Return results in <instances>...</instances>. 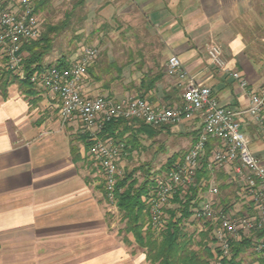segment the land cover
<instances>
[{"label":"crops","instance_id":"obj_1","mask_svg":"<svg viewBox=\"0 0 264 264\" xmlns=\"http://www.w3.org/2000/svg\"><path fill=\"white\" fill-rule=\"evenodd\" d=\"M84 6L100 25H115L113 40L134 42L122 68L133 74L119 79L104 73L121 70L115 63L122 56L118 45L110 65L99 61L91 67V77L85 78L90 96L119 99L124 95L119 84L140 86L145 77L158 75L155 88L142 97L180 105L182 88L165 70L168 59L178 55L222 105L247 108L249 97L239 80L210 63L207 48L212 43L220 45L229 67L241 72L251 88L264 84V0H85ZM52 52L44 65L56 62V54L50 61ZM143 56L147 59L141 62ZM59 106L54 95L34 84L14 83L6 96L0 91V264H158L148 261L146 248L104 192L99 168L87 161L88 132L77 119L61 121ZM201 125L197 117L151 136V130L134 124L125 138L134 132L133 143L142 149L156 146L159 154L169 148L168 160L174 162L192 146ZM245 129L252 151L264 163V132L249 121ZM115 139L127 140L121 135ZM171 141L177 144L167 147ZM135 154L138 148H125L122 173L129 162L145 160ZM225 177L230 183L233 173L226 169ZM228 197L219 196L222 205Z\"/></svg>","mask_w":264,"mask_h":264},{"label":"built area","instance_id":"obj_2","mask_svg":"<svg viewBox=\"0 0 264 264\" xmlns=\"http://www.w3.org/2000/svg\"><path fill=\"white\" fill-rule=\"evenodd\" d=\"M36 1L0 0V58L20 80L29 79L58 99L61 121L77 119L81 122L91 142L87 155L99 168L110 203L117 204L116 184L122 175L119 163L126 143L103 134L108 123L126 119L161 127L200 117L202 125L192 146L183 157L155 176L153 185L143 196L148 224L158 234L167 229L170 203L176 195L183 199L189 194L204 167L207 142L216 139L219 144L206 161L210 177L201 181L200 199L191 219L202 224L200 232L203 228L208 230L216 253L215 264L231 259L233 243L254 232L262 234L255 240L248 254L251 256H247L249 260L244 258L241 264H264V163L252 151V138L245 129L249 121L264 132V88L260 91L251 88L241 72L229 67L222 48L216 43L207 48L210 63L239 80L249 97L247 108L232 109L222 105L211 87L201 85L190 75L178 55H172L166 67V72L176 77L182 88V103L175 106L154 104L138 95L119 99L88 95L85 76L100 54L96 46L84 48L82 55L68 65L51 63L27 77L23 68V46L41 37V12L36 9ZM224 168L233 173L230 183L238 185L235 199L227 205L229 210L219 200L217 173ZM238 202L242 208L236 210Z\"/></svg>","mask_w":264,"mask_h":264},{"label":"trees","instance_id":"obj_3","mask_svg":"<svg viewBox=\"0 0 264 264\" xmlns=\"http://www.w3.org/2000/svg\"><path fill=\"white\" fill-rule=\"evenodd\" d=\"M52 0H37L36 9L41 11L47 9ZM85 0H78L77 4L84 6ZM66 25H63L62 29ZM59 29V26H46L41 31L40 39L31 41L24 44L23 51L27 53L23 61V68L27 77L36 69L46 67L44 65L45 57L53 50V33ZM59 66H65L69 64L67 56L61 57L57 62ZM93 64V63H92ZM91 64V65H92ZM89 69V68H88ZM160 76H147L145 77L139 86V91L143 93L148 92L155 88ZM19 83L21 86H30L32 83L29 79L20 80L13 71L0 67V91L6 96L9 87L14 83ZM134 124L138 125L139 129L151 130V136L157 134L159 129L166 128L167 126L152 127L143 121L134 120L129 121L126 119H117L105 126L104 134L106 136L113 135L114 138H118L121 135L123 140H126V149L135 150L138 145L133 143V139L137 138L134 132H131L129 136L125 138L127 132H129ZM123 128L119 131V128ZM219 144L216 139H209L206 145V158L204 161V167L199 171L194 185L189 189L183 199L176 195L173 199L174 207L172 210H168L169 223L167 229L156 235L153 231H147L145 234L142 232L145 219L148 217L146 206L143 201V196L149 191L150 187L154 183L155 176L150 174V169L145 167H134L130 171L125 172L119 176L116 184V199L119 212L123 215V218L127 223V230L134 233L138 244L146 248L148 261L158 264H215L216 253L213 250V245L209 240L208 230L202 231L199 237L194 238L193 233L186 231L185 221L192 218L193 208L198 203L199 190L201 181L210 177V172L206 167L207 158L210 156L215 146ZM185 155V154H184ZM183 155V156H184ZM172 162L168 160L166 169ZM146 170L145 180L139 181L136 173ZM163 170H160L161 173ZM221 175V176H220ZM221 177V178H220ZM217 178L220 186V197L229 196L225 198V209L229 210L227 206L232 201V197L235 195V191L232 190V184L228 183L227 177L223 171L217 173ZM220 178V179H219ZM228 183V184H227ZM104 192L105 184L102 181ZM230 190V192H227ZM226 192V193H225ZM262 233L254 232L251 235L244 236L240 241L233 243L232 257L223 262V264H241L242 260L246 258L251 251L255 240L260 237Z\"/></svg>","mask_w":264,"mask_h":264},{"label":"rangeland","instance_id":"obj_4","mask_svg":"<svg viewBox=\"0 0 264 264\" xmlns=\"http://www.w3.org/2000/svg\"><path fill=\"white\" fill-rule=\"evenodd\" d=\"M77 2L78 0H52L50 4L48 5L47 9L40 11L41 12L40 21H41V24H42L41 26L43 27V29H45L47 25L51 27L55 25L59 26V29L55 33H53V36H52L53 41H54L53 42L54 46H53V50H52L53 52L51 56L53 54H56V56H58L57 57L58 60L63 56H67L69 61H74L76 60V58L82 55L84 48L88 46L98 47L100 49V54L97 57V59L93 62V64L90 66V68L88 69L86 73L85 78L88 79V76L91 77V73H90L91 67L93 68L95 66V63L99 61H101L102 66H105L107 63H109L110 65L111 62L109 60H111L110 59L111 51H113V49L116 50L117 47L120 46L121 48H123L121 52L122 56L118 57L115 63L117 65H121L120 66L121 70L119 72L114 69L113 71L107 70V71H104V73L106 72L105 74L108 76H110V73L113 76L118 75L119 79H121L122 77H128V76L130 77L131 74L133 73L125 72L124 69L122 68L125 67L124 64H126L128 60L130 59V57H128L127 55V52H128L127 47L129 44L133 45L134 42L132 40L131 41L124 40V42H121V41L116 42L115 40H113L111 37V34L112 32H114L113 27L115 25L113 26L111 24L100 25V22L97 23V19L94 16H89L87 14L86 7L77 4ZM63 25H66L64 29H62ZM42 27H41V31H43ZM122 33L125 34L126 31L124 30L122 31ZM124 38H126V36ZM130 49L132 50V53H133L134 49L133 48H130ZM51 58L55 59L56 57L55 55L50 57V61H52ZM57 59H56V62L58 61ZM146 59H147V56H143L141 59V62L142 61L144 62ZM56 62H51V63H56ZM0 67L6 68L5 60L2 58H0ZM165 70H166V67H165ZM128 85L129 84H124V85L119 84L118 85V89L121 91L120 94L122 93L124 94V95L122 94L123 96L121 98L127 97V96H135V95L142 97L146 94V93H143V95L141 94V92L139 91V85L136 86L133 84L132 87H128ZM263 88H264V84H262L260 88L257 90L260 91ZM174 144H177V143H175V141L168 142L167 147L174 146ZM155 147L156 146H152V147L146 146L145 149H142V147H138L139 155L135 154V156H137L140 159L142 158L145 160H140L139 162H135L134 160V162H129L128 164L130 165L122 169L123 170L122 175L125 172L130 171L132 168L138 167V166L145 167V168L149 167L150 174L152 176L158 175L160 170H165L164 167H166L167 161L169 157L171 156V151L169 152V148L167 149V152L161 149V152L159 154L157 152L155 153L154 151ZM87 151L85 155L87 161L91 162V164L95 166V169L98 170V166L89 159L87 155ZM182 152L183 151L179 152L180 155L182 154ZM224 169H222L221 171L225 173L226 169L228 168H224ZM145 173H146V170H141L136 173V176L138 177L140 182L145 180ZM100 184L103 186L102 182ZM231 189L235 191V195H236V190L238 189V185L236 183H233ZM227 192H230V190H228ZM235 195L232 197V200L235 199ZM173 207H174V203L172 200V202L170 203L168 207V210H172ZM241 208H242V205L240 203L236 204V206L234 207V209L236 210H239ZM193 220L194 219H191V218L186 220L185 227H186V231H188L189 233H193L194 238L197 239L199 237V234L202 233L199 230L201 229L202 224H200V222L196 220L194 221ZM205 229L206 228H203L202 231H206ZM149 230L153 231L150 225L148 224V217H147L144 221L142 232L145 234ZM153 232L156 235H158V233H156L155 231ZM246 259L249 260L248 257H246Z\"/></svg>","mask_w":264,"mask_h":264}]
</instances>
